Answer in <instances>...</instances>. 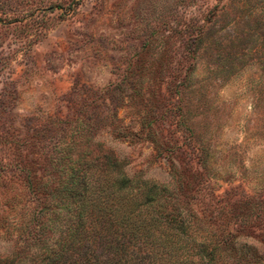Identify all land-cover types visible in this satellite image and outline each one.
I'll use <instances>...</instances> for the list:
<instances>
[{
	"label": "rangeland",
	"instance_id": "obj_1",
	"mask_svg": "<svg viewBox=\"0 0 264 264\" xmlns=\"http://www.w3.org/2000/svg\"><path fill=\"white\" fill-rule=\"evenodd\" d=\"M105 161L264 260V0H0V256Z\"/></svg>",
	"mask_w": 264,
	"mask_h": 264
},
{
	"label": "trees",
	"instance_id": "obj_2",
	"mask_svg": "<svg viewBox=\"0 0 264 264\" xmlns=\"http://www.w3.org/2000/svg\"><path fill=\"white\" fill-rule=\"evenodd\" d=\"M89 169H65L63 186L49 197L26 179L38 209L17 252L0 256V264H264L229 257V233L203 234L200 217L183 215L179 196L166 187L129 179L111 161L92 170L99 176Z\"/></svg>",
	"mask_w": 264,
	"mask_h": 264
}]
</instances>
